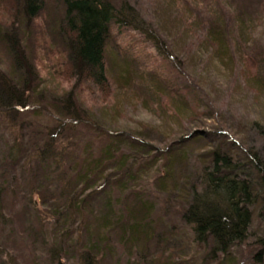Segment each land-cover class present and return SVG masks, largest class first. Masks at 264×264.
Wrapping results in <instances>:
<instances>
[{
  "label": "rangeland",
  "instance_id": "obj_1",
  "mask_svg": "<svg viewBox=\"0 0 264 264\" xmlns=\"http://www.w3.org/2000/svg\"><path fill=\"white\" fill-rule=\"evenodd\" d=\"M16 1L21 8V0H0V32L17 35L18 30L20 43H24L21 42L23 38L26 41L25 63L35 72L31 78L27 70L25 73L29 82H33L26 105L15 113H2L0 109V264H89L82 256L87 255L86 229L94 220L91 216H84L85 221L74 220L70 229L74 241L60 238L64 253L60 254V260L53 257L55 245L59 243L55 235L58 222L50 216L51 208L43 192H58L63 185L52 186L51 191L50 187L40 190V180L44 178L40 161H32L30 157L37 142L39 145L55 143L56 155L62 158L63 164L53 167L52 174L56 171V176L71 182L75 169L72 161L83 163L93 157L99 159L117 135L131 144L122 149L124 155L131 157L126 174L131 180L133 176L141 179L137 180L138 186L132 187L129 183L130 187L121 194L118 189L130 178L109 171L110 181L122 176L119 181L124 184L116 187L115 183L110 185L101 180L91 202H99L110 192L115 200L121 201L116 204L118 211L128 213L127 208H132L137 198L144 196L147 202L157 205L153 213L157 231H166L171 225L181 239L173 244L175 251L169 258L164 251L162 256L161 244L156 241L148 242L140 254L139 250L121 245L116 233L111 237L108 251L99 255L96 264H264V255L263 262L256 261L263 250L261 240L264 241L262 193L257 195L248 240L235 247L224 261L212 259L209 246L198 243L192 227L184 221L185 212L174 202L180 193L192 192L190 182L194 185L200 182L202 169L213 163V152L223 155L232 152L235 163L241 167L238 175L242 180L246 175H256L251 155L264 156V138L260 134V129H264V90L255 81H264V0H106L118 10L125 7L133 10L140 19L139 26L144 29L139 32L130 20H124L121 25L112 24L107 43L109 78L106 87L80 75L81 69L76 72L71 68L69 43L60 26L66 16L64 0H45L44 9L37 18L21 22L15 18L19 11ZM182 1L188 6L202 3L196 16L203 27L213 24L210 11L214 15L218 13L225 21L226 33L231 34L233 41L228 43L233 57L230 62L222 64L213 58V48L202 52L199 45L205 39L199 38L200 35L183 39L178 23ZM186 8V11L190 9ZM18 16H22L21 11ZM240 21L248 24L244 38L247 42L242 45L241 53L236 50L238 43L233 39V36H240ZM22 34L25 37L22 38ZM126 55L132 57L134 74L157 71L164 73L163 77L172 86L184 88L188 99L195 98L194 102H189L197 110V118L190 122L177 116V120L172 119V97L161 98L159 107L150 101L147 108L143 103L145 99H137L133 93L121 89L118 68L127 66ZM16 66L15 59L0 42V80L13 77ZM135 81L145 85L144 80L137 77ZM55 109L61 111V116L65 115L62 110H71L74 114L62 119ZM194 133L200 138L190 139L187 144L172 149L188 150L189 158L172 169V176H165L163 168L168 157L158 162L160 152L164 153L179 144L176 141ZM40 136L41 143L37 140ZM15 144L24 153V168L8 161ZM149 144L152 145L148 147L151 154H146L140 147ZM120 158L116 156L113 163L118 164ZM5 172L8 178L2 177ZM9 181L10 185L3 184ZM162 182L171 194L162 193Z\"/></svg>",
  "mask_w": 264,
  "mask_h": 264
},
{
  "label": "trees",
  "instance_id": "obj_2",
  "mask_svg": "<svg viewBox=\"0 0 264 264\" xmlns=\"http://www.w3.org/2000/svg\"><path fill=\"white\" fill-rule=\"evenodd\" d=\"M64 2L66 5V16L62 19L60 26L63 27L65 38L69 43L68 51L72 60L71 68L76 72L81 69L80 75H86L89 78L88 80L96 85L106 87L108 85L107 79L109 78L106 68L107 43L112 33L111 26L113 23L121 25L124 20H130V22H133L132 24H135L137 30L142 32L144 29L138 24L140 19L133 10L130 11L129 7H125L126 9L124 10H118L106 0H64ZM16 4L17 11L18 9L19 11L15 18L21 22L37 18L44 9L45 0H21V8L17 1ZM201 4L198 2L188 6L185 1H182V16L178 20L179 26L183 30L182 37L188 40L194 34L200 35L199 38L205 39L199 45L201 51L205 53L209 52L210 48H213V58L215 57L222 64H227L233 58L228 44L233 41L230 40L231 34L228 36L229 33H226L228 26L221 16L219 17L218 13L214 15L210 11L209 16L214 20L213 24L203 27L200 19L196 16ZM186 7L190 9L186 11ZM20 11L22 16L19 17ZM239 23L240 36H233V39L235 38L236 43H238L236 44V50L241 53L243 50L242 45L244 44L245 46L247 42L244 38L247 36L245 33L248 29V24L242 21ZM2 34L0 32V42L5 45L10 56L15 59L17 66L15 69L13 68L15 70H13V77L0 80V109L2 113L4 111L6 113H15L14 111H17L19 107L23 108L22 105H26L28 102L27 93L31 91L30 85L33 84V82H29L28 78L34 76L35 70L32 69L31 65L25 63L24 60V43L26 41L23 37L25 36L21 35L23 38L21 42L24 43H20L18 30L17 35L9 33V31ZM182 51L186 53L185 50ZM126 60L127 66L118 68L120 71L119 85L121 89H126L128 92L133 93L137 99H145L143 103L146 104L147 108L150 107V101L159 107L162 102L161 98L164 96L172 97V105L174 107V113L170 116L172 119H176L175 116H177L190 122L193 118H197V110L191 106L192 104L189 102L191 99L187 98L184 88L177 89V87L172 86L163 77L164 73L157 71L140 73L141 75L138 72L139 75H136L132 72L134 69L131 71L133 65L131 55H126ZM195 63L196 61H194ZM26 70L27 74H29L28 78L25 75ZM136 77L139 80H144L145 85L136 84ZM255 81L264 90L263 79L262 81L260 79ZM188 88L186 87V89ZM193 99L191 100L192 102H194ZM55 110L56 114L62 119L64 117H72L74 114L71 110H62L65 115L61 116L59 114L61 111ZM260 134L264 138V129H260ZM199 136L194 133L189 138L181 139L179 142L176 141L179 144L173 145L165 150L164 153L160 152L158 162L162 161L164 156L168 157L163 168L165 176H172L174 174L172 169L189 158L188 150L176 151L172 150L173 147L187 144L190 139L200 138ZM37 140H40L41 143L43 141L42 136ZM112 141V145L103 150L101 153L102 157L99 159L91 156L93 158L90 157L91 159L83 163L77 162V160L72 161L75 169L73 170L74 177L71 182H65V178L56 176V171L54 175L52 174L53 167H61L63 164L62 158L60 159L56 155V149L53 147L55 143L52 144L50 142L39 145V142H37L31 157L28 155L32 158V161H40V169L42 176H44L43 180H40V190L49 189L50 187L49 190L51 191L52 186L60 187L63 185V188L60 187L58 192H43L45 200L49 202V207L51 208L50 216L58 222L57 230L55 231V235L58 236V242L62 237L67 239L68 242L69 240L74 241L72 238L73 232L70 231L74 220L83 219L85 221L84 216H91L94 220L88 223L86 229L88 236L85 247L87 255L82 256V258L86 257L85 259H88L87 263L96 264L95 262L99 255L108 251L109 243L112 240L111 237L116 233H118L121 245L130 247L129 249L132 250H139L140 254L148 242L156 241V243L161 244L160 251H164L165 254H169V258H172L173 251H175V245L173 244H176L178 239L180 240L181 238L178 236L177 230L172 228L171 225L168 226L166 231H157V223L153 219V213L157 205L147 202L144 196L138 197L137 203L132 205V208H127L128 213L118 211L116 204L121 201L120 199L115 200L110 192L105 194L106 198H100L99 202H91L98 192L97 188L101 184V180H105L110 185L115 183L116 187L123 183V181H119L122 176L119 177L120 179L115 178L110 181L109 171L123 173L126 175L124 177H129L126 173L128 172L127 164H130L131 157L124 155L122 149L130 147L131 144L127 139H123L122 136L118 135L113 136ZM17 146L18 144H15L12 147L8 154V161L12 165L20 164V167L24 168V165H22L25 163L23 161L24 153L19 151ZM151 146L149 144V146H145L146 148L140 147V149L145 151L146 154H151L148 148H152ZM118 155L121 156V161L119 160L118 164L113 163ZM212 155L213 163L211 167L202 169L200 182H196L195 185L194 182H190L192 192L190 191L191 193L187 195L180 193L181 195L174 198L176 199L174 202L176 201L175 206H177V203L181 205V207L179 205V209L181 212H185L183 215L184 221L187 226L192 227L198 243L209 246L210 253L213 256L212 259L219 260L222 258L224 261L227 256L231 255L235 247L245 244L248 240L249 231L253 223L254 208L257 206L259 198L257 195L260 193L263 194L261 202H263L262 211L264 210V156L251 155L250 159L256 171V177L246 175L245 179L242 180L238 175L241 167L235 163L232 152H230V155L213 152ZM5 158L6 156L3 157V159ZM48 161L53 162L49 164ZM4 174L2 177H7V172ZM133 178L125 181V185H120L121 187L118 191L121 194L125 193L130 187L129 183L132 184V187L138 186L137 180H140L141 177L135 178L133 176ZM10 182H4L3 184L7 186L8 184L10 185ZM161 186L163 194H171L164 184ZM167 203L169 204V201ZM1 206L0 202V208ZM44 234L42 235L43 238H45ZM261 242L263 250L256 257L257 262H263L264 241L261 240ZM59 243L55 245L56 251L53 253V257L60 260V254L64 252L62 243ZM171 245L173 246L171 247ZM164 247L167 249L164 250ZM73 250L76 251V249ZM164 252L162 256H164Z\"/></svg>",
  "mask_w": 264,
  "mask_h": 264
}]
</instances>
